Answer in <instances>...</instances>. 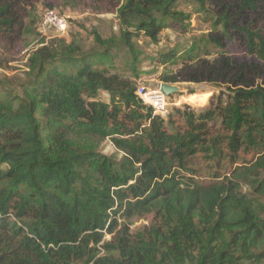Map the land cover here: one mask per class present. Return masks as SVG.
Here are the masks:
<instances>
[{
	"label": "trees",
	"instance_id": "trees-1",
	"mask_svg": "<svg viewBox=\"0 0 264 264\" xmlns=\"http://www.w3.org/2000/svg\"><path fill=\"white\" fill-rule=\"evenodd\" d=\"M36 1L0 0V49L36 32L27 24L35 18ZM179 1L117 0L121 25L157 42L168 20L187 18L176 10ZM194 1L205 12L212 7L216 27L244 35L251 54L263 62H239L226 54L225 36L217 32L206 37L222 51L214 59L207 50L202 57L204 49L196 44L182 57L163 55V65L185 61L180 73L162 77L164 83L215 84L234 94L229 103L220 101L201 114L178 109L186 128L176 133L136 94V82L117 72L114 41L95 33L106 51L80 55V46L62 39L30 58L26 91L14 99L19 104L10 125L0 122V140H8L0 141V163L8 165L7 172L0 166V264H264V249L256 251L264 240V203L258 200L264 198V37L248 14L260 15L264 3ZM132 37L128 30L122 33L128 46ZM138 63L135 57V77ZM78 65L71 72L69 67ZM99 90L111 95L112 106L84 98ZM119 104L130 110L126 119L134 130L121 119ZM217 116L234 154L247 143L263 156L235 168L224 181L203 186L184 172L192 171L190 160L206 147L208 122ZM12 131L19 137L9 140ZM83 134L110 138L124 160L71 151L73 136ZM223 141L221 136L214 142V156H222ZM148 214L161 219L166 230L132 235L130 220Z\"/></svg>",
	"mask_w": 264,
	"mask_h": 264
},
{
	"label": "rangeland",
	"instance_id": "rangeland-1",
	"mask_svg": "<svg viewBox=\"0 0 264 264\" xmlns=\"http://www.w3.org/2000/svg\"><path fill=\"white\" fill-rule=\"evenodd\" d=\"M262 3H264V0H262ZM47 4L53 6H47ZM36 6L35 18L27 20V24L36 32L27 35L14 47L0 49V81L2 82L0 89V122H3L6 127L10 125L13 110L19 104L14 99L16 96L22 97L24 95L26 91L24 83L30 80V68L28 66L30 58L44 46L49 47L54 43V47H57L62 39L68 43L75 42L80 46V55L106 51L107 47L96 41L95 33H98L103 41H114L116 45L111 48V52L114 56V65L118 68L117 72L136 82V94L139 97V87H145L148 91L157 90L164 83L161 80L164 75H175L182 71L185 65L184 59L178 62L175 60V64L171 62L168 65H163V55L176 52L182 57L195 44L200 49H204L202 57H206V50L212 54L211 59L221 53L220 49L207 42L206 37L212 32L225 36V53L237 61L263 62L256 54H251L244 35L240 36L234 31L226 32L223 25L216 27V15L212 7L209 5V12H205L194 0H180L177 3L176 10L183 13L187 18L184 22L168 20V24L162 30L157 42L145 32H138L132 27H122L118 15L117 0H39L36 1ZM49 10H54L60 15L68 17L70 28L68 34L64 37L59 36L55 31H41L40 23L44 14ZM260 12V15L257 16L254 12H248V14L250 15V21L257 20L254 27L264 37V10ZM127 30L133 34L131 46L126 45L122 38V33ZM42 42L45 43L41 44ZM135 57L140 62L137 65L138 76L136 77L133 71L134 68L131 66ZM57 64L62 65L61 62H57ZM79 68L80 65L69 67L74 74ZM175 85L180 87V91L171 97L169 113L163 118L171 133L186 128L185 120L178 113V109L201 114L210 109L213 110L220 101L225 102V104L229 103L234 96L233 92L228 90L226 86L188 82ZM192 96H197L198 99L194 102L189 101ZM205 96H207L206 102H204ZM84 98L87 101H99L112 106V97L105 90H99L95 93L86 92ZM7 103L10 106H6ZM119 106L122 108L120 112L121 119L130 127V130H134V122L126 119V114L130 110H127L123 104H119ZM187 107H190V109ZM39 114L40 112L37 110L36 115ZM145 125L148 126L149 122H146ZM228 134L229 131H227L221 117L217 116L215 120L208 122L207 145L198 148L196 155L189 163L192 171L184 172V175L192 178L199 185L209 186L231 177L235 168L250 166L263 156L259 147L250 148L247 143L242 144L238 153L234 154L229 147V142H226ZM221 136H224V141L219 145L222 156H214L212 153L215 148L214 142ZM8 137L9 140L17 139L19 134L12 131L8 134ZM117 137L131 139L133 136L127 135L124 137L119 135ZM71 140L74 143L70 146L71 151L83 154L91 151L98 152L115 159L118 163H121L125 158V154L117 149L110 138L101 140L99 137L83 134L73 136ZM0 141H3L2 143L7 142V136ZM0 166L7 172L8 165L2 166L0 163ZM262 176L264 177V174ZM244 191L248 192V188H245ZM258 200L264 203V198L259 197ZM129 225L130 233L136 237H147L157 228L166 230L165 224L155 214L134 217L130 220ZM235 231L238 230L235 229L232 232ZM111 239L112 235L106 234L107 242ZM263 249L264 240L256 251L260 252ZM103 254L104 252H102Z\"/></svg>",
	"mask_w": 264,
	"mask_h": 264
},
{
	"label": "built area",
	"instance_id": "built-area-1",
	"mask_svg": "<svg viewBox=\"0 0 264 264\" xmlns=\"http://www.w3.org/2000/svg\"><path fill=\"white\" fill-rule=\"evenodd\" d=\"M40 26L42 32L55 31L59 36H65L69 32L70 21L68 17L49 10L44 14ZM138 91L144 103L153 109L154 116L165 118L168 115L171 97L165 95L160 87L153 91L139 87Z\"/></svg>",
	"mask_w": 264,
	"mask_h": 264
},
{
	"label": "water",
	"instance_id": "water-1",
	"mask_svg": "<svg viewBox=\"0 0 264 264\" xmlns=\"http://www.w3.org/2000/svg\"><path fill=\"white\" fill-rule=\"evenodd\" d=\"M160 88L161 91L168 97H172L180 91V87L175 84L162 83Z\"/></svg>",
	"mask_w": 264,
	"mask_h": 264
},
{
	"label": "bare ground",
	"instance_id": "bare-ground-1",
	"mask_svg": "<svg viewBox=\"0 0 264 264\" xmlns=\"http://www.w3.org/2000/svg\"><path fill=\"white\" fill-rule=\"evenodd\" d=\"M207 96H205V101L204 102H206L207 101V98H206ZM198 99V97L197 96H192L191 98H190V100L189 101H191V102H194L195 100H197Z\"/></svg>",
	"mask_w": 264,
	"mask_h": 264
}]
</instances>
